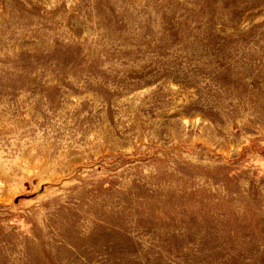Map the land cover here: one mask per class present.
<instances>
[{"label": "rangeland", "instance_id": "rangeland-1", "mask_svg": "<svg viewBox=\"0 0 264 264\" xmlns=\"http://www.w3.org/2000/svg\"><path fill=\"white\" fill-rule=\"evenodd\" d=\"M0 264H264V0H0Z\"/></svg>", "mask_w": 264, "mask_h": 264}]
</instances>
